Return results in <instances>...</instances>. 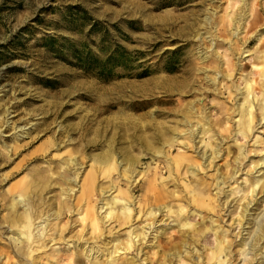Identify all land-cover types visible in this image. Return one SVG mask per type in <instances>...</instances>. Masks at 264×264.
<instances>
[{"label":"rangeland","instance_id":"374dc122","mask_svg":"<svg viewBox=\"0 0 264 264\" xmlns=\"http://www.w3.org/2000/svg\"><path fill=\"white\" fill-rule=\"evenodd\" d=\"M119 47L111 80L74 57ZM263 181L264 0H0V264H120L108 251L130 239L124 215L143 225L150 206L165 254L152 232L121 262L264 264V238L254 262L241 244L264 223ZM26 212L47 247L23 258Z\"/></svg>","mask_w":264,"mask_h":264},{"label":"bare ground","instance_id":"6f19581e","mask_svg":"<svg viewBox=\"0 0 264 264\" xmlns=\"http://www.w3.org/2000/svg\"><path fill=\"white\" fill-rule=\"evenodd\" d=\"M240 111V110H239ZM203 120V119H202ZM191 122L190 121H187V125H188V127L190 128V129H188L189 130V134H190V136L193 138L194 137V135H195V131H196V127L195 126H198V124H200V121L199 120H197V121H195V123H197V124H195V125H193L192 123H191V125H189ZM201 127H203V125L201 124ZM245 127H247V128H249L250 127V123L248 122L246 125H245ZM250 130V129H249ZM188 132V131H187ZM177 135H180V134H177ZM174 139L175 140H178V136L176 137H174ZM216 157H219V154H217L216 155ZM235 172V171H234ZM137 173V172H136ZM133 174H134V171L132 172V174H130V179H131V181H132V177H133ZM135 175V174H134ZM139 175V173H137L136 175H135V177L136 176H138ZM232 176V175H231ZM91 179H93V177H90L89 178V180H88V182H89V185L92 183V181H90ZM77 180V176H76V178H75V181ZM86 181H87V179H85ZM135 180V179H134ZM85 182V181H84ZM222 184H224V182L222 181V180H220L219 182H217L216 183V186H217V188L219 189V191L221 192L222 191V187H221V185ZM257 184H259V181H256V184L255 185H257ZM263 186H264V181L261 183V192L263 191ZM83 187V186H82ZM255 186H254V184H252L251 183V185H250V187L247 189V191H245L242 195H241V201L239 202V205H238V209L239 208H241V210L239 211V213L241 214V216L240 217H242L243 219H244V217H246L247 216V214H248V211L250 210L249 209V205L252 203V201L254 200V196H255V188H254ZM194 188V187H193ZM90 189V188H89ZM132 192V191H131ZM239 192V191H238ZM190 193H191V191H190ZM145 197V196H144ZM246 200H248L246 203H241L242 201H246ZM134 201V200H133ZM22 201H17V203H16V205H19L20 203H21ZM116 203V201H113V200H111V201H107V204H111V205H114ZM163 206V205H162ZM126 206H124V208H125ZM152 207H154V206H152ZM151 206H150V209H148V212H144L143 213V215L141 216V219H142V222H145L143 225H137V226H134L135 224L133 223V220L131 219V218H129L130 217V214H127V215H124V217H123V220L122 221H124L125 222V224H129V223H131V224H129V228H130V230H129V232L131 233V235H130V239L123 245V246H121L120 245V243H117V244H115V243H112V250H109L108 251V254H109V256H113L112 258L113 259H115L116 260V262H120V264H133L134 263V260H130V259H127V260H124V262L122 261H120L119 259H117L118 257L120 258V256L122 255V254H124V253H127V251H129L131 248H133L136 244V242L138 241V242H140L141 244H146L148 241H146L145 242V240H146V238H148L149 236H150V234H152V232H154V236H153V238H152V247H154V255H160V256H162V255H164L165 254V251H166V249H167V247H168V243H170V242H167V241H163V239H161V236L165 233L164 232V228H166L165 226H162V230H160L158 227H156V221H155V217H156V211H155V209L154 208H152ZM164 207L165 206H163V207H161V206H158V209H160V210H163L164 209ZM96 208V207H95ZM101 209H103V206H101L100 207ZM149 208V207H148ZM127 209H129V207H127ZM96 210V209H95ZM108 209H106V210H104V212L105 213H101V214H103V216L101 215L100 217H102V223L104 222V223H106V222H108L109 220H110V218H112L113 216H112V212L111 211H109V212H107L106 213V211H107ZM116 210V209H115ZM133 210V209H132ZM134 211V210H133ZM120 213V212H119ZM82 214V213H81ZM80 214V215H81ZM150 215V219L149 218H143V216H145V215ZM86 214L84 213L83 214V216H82V218H84V216H85ZM115 215H116V213H115ZM119 215V214H118ZM140 215L141 214H139L138 215V217H140ZM23 216V218L25 219V221H23V225H22V228L23 229H25V230H23V229H21V231H20V233L22 234V235H24V238L22 239V241H21V243L23 244V246H19V245H17V239H13V244H14V247L16 248V253L18 254L17 256L18 257H23L24 258V255H23V252H25V250L23 249V247L25 248L26 246L27 247H29V249L33 252V251H37L38 249H40V248H45V247H47V244H44V243H41L40 241V239L43 237V241H44V237H45V235H44V231H41L43 228H45V227H43L42 225H40V224H38L37 226H35L34 225V223L32 222L33 220H31V216H30V214L28 213V212H26V213H24V215H22ZM112 216V217H111ZM117 216V215H116ZM41 217V216H40ZM49 217V216H48ZM137 217V218H138ZM42 218V217H41ZM40 218V219H41ZM91 225H92V227H94V228H97L101 223H100V219L99 218H97V217H95V214L92 212V214H91ZM114 218V217H113ZM121 218V217H120ZM137 218H134V221L137 219ZM151 220H152V222H151ZM44 221V220H43ZM39 222H41V221H38V223ZM100 223V224H99ZM186 224L187 223H184V226H186ZM102 225V224H101ZM164 225H166V224H164ZM41 226V229H38V227H40ZM105 226V225H104ZM13 226H11L10 228H12ZM32 227H33V229H32ZM32 229V230H31ZM35 229H38L37 231H35V233L33 234L32 232H34V230ZM44 230H46V229H44ZM99 230V229H98ZM90 231V230H89ZM101 231V230H100ZM46 233H47V231H46ZM100 233V232H99ZM241 234V233H240ZM239 234V235H240ZM44 235V236H43ZM97 235H98V233H97ZM134 235V238H132V236ZM30 236H32L33 238V240L30 242ZM100 236H102V233H101V235ZM100 236H98L99 238H100ZM97 238V237H96ZM135 238H138V240H135ZM263 238H264V223H262V224H260V227H259V231L257 232V235L253 238V240L250 242V244H248V243H241L243 246L245 245H251L250 247H248L247 249H250L251 251H255L254 252V254H253V257H252V259H251V261H253L254 262V260L256 259V257H257V255L258 254H260V253H257L258 251H260V250H262L263 248L262 247H260V242L263 240ZM51 240H53V239H51ZM102 240V239H101ZM103 240H105V238L103 239ZM100 241V242H103L104 243V241ZM115 240H118V237H114V239H112V240H110L109 241V243L110 242H115ZM119 241V240H118ZM182 242H183V245H182V247L184 248L185 246H186V244H187V240L186 239H184V240H182ZM223 242H225V241H223V240H219V244H220V246H218V249H217V251H216V253H213V256H211V258H215V259H218L219 260V258H220V256H221V254H222V251H224L225 252V248H224V246H221V244L223 243ZM34 243H36V244H34ZM34 244V245H33ZM87 244H84V245H82V247L81 248H83L82 250L83 251H86V253H92V255L93 254H95L96 255V253H98V252H100L101 250H100V248L98 249V250H94V248L95 247H97V246H93L92 245V247L90 248V246H86ZM146 246V245H145ZM148 247H149V245H147ZM36 247V248H35ZM111 248V247H110ZM261 248V249H260ZM105 249H107V248H105ZM246 249V250H247ZM258 249H260V250H258ZM22 250H24V251H22ZM26 250H28V249H26ZM93 250H94V253H93ZM246 250H244V252H246ZM28 252V251H27ZM29 253H31V252H29ZM102 253V252H101ZM100 253V254H101ZM107 253V252H106ZM226 253V252H225ZM248 253V252H247ZM27 254V253H26ZM102 254H104V253H102ZM101 254V255H102ZM23 255V256H22ZM87 255V254H86ZM167 255H169V254H167ZM246 255V254H245ZM31 256V255H30ZM97 256H99V255H97ZM125 257V256H124ZM26 259H28L27 258V256L25 257ZM125 259V258H124ZM164 259V258H163ZM31 260V259H30ZM35 261V260H34ZM228 261V260H227ZM31 262H32V260H31ZM263 262V261H262ZM262 262H261V264H262ZM25 263V262H24ZM24 263H22V264H24ZM36 263V262H35ZM28 264V263H27ZM32 264V263H31ZM227 264V263H226ZM250 264V263H249ZM252 264V263H251Z\"/></svg>","mask_w":264,"mask_h":264},{"label":"trees","instance_id":"16d2710c","mask_svg":"<svg viewBox=\"0 0 264 264\" xmlns=\"http://www.w3.org/2000/svg\"><path fill=\"white\" fill-rule=\"evenodd\" d=\"M120 50H115L112 53H110L105 58L101 59L97 56H94L90 53H84L79 52L74 54L75 59L77 60V65L85 70V71H94L99 73L102 79L104 80H111L114 77L118 76L114 74V71L119 66H125L126 65V59L123 55L124 49L122 47H119ZM140 77H145L147 74H140ZM138 76V77H139Z\"/></svg>","mask_w":264,"mask_h":264}]
</instances>
